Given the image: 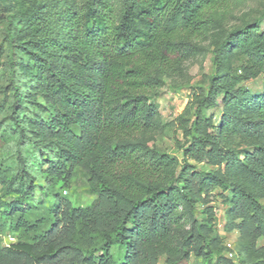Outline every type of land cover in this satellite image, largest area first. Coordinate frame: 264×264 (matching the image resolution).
Returning a JSON list of instances; mask_svg holds the SVG:
<instances>
[{
    "label": "trees",
    "instance_id": "obj_1",
    "mask_svg": "<svg viewBox=\"0 0 264 264\" xmlns=\"http://www.w3.org/2000/svg\"><path fill=\"white\" fill-rule=\"evenodd\" d=\"M118 1L3 7L5 41L19 58L9 60L6 87L16 172L0 169V185L17 195L0 204V234L14 241L0 243V264H244L241 252L264 240V94L241 87L264 78V12L214 47L207 89L193 91L175 119L178 159L148 143L153 100L231 2ZM232 48L245 54L235 72L223 62ZM219 102L214 126L206 112ZM226 129L253 140L252 149L239 157L226 148ZM82 178L96 198L76 206L66 193ZM216 190L242 246L238 263L215 229Z\"/></svg>",
    "mask_w": 264,
    "mask_h": 264
},
{
    "label": "rangeland",
    "instance_id": "obj_2",
    "mask_svg": "<svg viewBox=\"0 0 264 264\" xmlns=\"http://www.w3.org/2000/svg\"><path fill=\"white\" fill-rule=\"evenodd\" d=\"M79 4L84 0H72ZM117 7L118 0H110ZM7 0H0V169L5 170L7 175L16 172L15 161V145L14 138L8 136V108L10 106L11 93L6 89L12 78L10 65L17 64L18 55L8 47L5 41V32L7 28V13L3 7ZM231 7L228 12L218 13L214 16V21L209 26L203 38L195 42L194 49L183 60L180 71L176 75L165 78L164 86L159 91V96L153 101L158 105V114L155 117L156 128L148 137L150 146L155 147L161 152L181 158V152L178 145L182 143V133L177 129L175 119L182 114L186 108L190 95L193 91L200 89L206 90L209 85V79L214 73L215 67L212 58L214 47L221 41L226 33L240 29L247 24L252 23L258 16L264 12V0H230ZM4 10V11H3ZM244 50L240 48H232L224 58V65L227 70L235 72L244 64ZM240 73V71H238ZM15 79V77H14ZM18 79H15L17 82ZM249 91L252 96L260 98L264 94V78L259 76L257 79L243 83L241 85ZM221 100V98H220ZM223 111V103L219 102L216 109L206 112V118H209L214 126ZM221 142L226 148L231 149L234 154L242 157V151L252 149L255 142L246 139L230 130H225L221 134ZM198 170L209 169L205 164L197 166ZM42 184L38 180V184ZM34 202L41 201V194L34 190ZM65 195V193H62ZM221 191L216 190L210 196V205L215 217V229L223 240L225 247V255L228 256L230 245L234 254L241 252V244L239 243L238 233L232 229L234 224L231 219L226 216L227 206L220 197ZM16 194L13 192L6 193L0 185V204L11 203ZM66 196L74 202L76 206H86L95 200L96 196L85 186L84 179L78 180L66 193ZM264 204V201L261 202ZM9 233L0 234V243L4 246L10 241ZM258 251L241 252L244 264H258L259 255H264V240H260L257 245ZM237 259V257H236ZM234 262L238 263V260ZM189 264H199L192 259Z\"/></svg>",
    "mask_w": 264,
    "mask_h": 264
},
{
    "label": "built area",
    "instance_id": "obj_3",
    "mask_svg": "<svg viewBox=\"0 0 264 264\" xmlns=\"http://www.w3.org/2000/svg\"><path fill=\"white\" fill-rule=\"evenodd\" d=\"M12 239H10V241H11ZM5 246L6 247H8V244H5ZM227 247L229 248V252H228V258H230V259H235L236 258V254H234V253H232V252H230L231 251V248H230V245H227Z\"/></svg>",
    "mask_w": 264,
    "mask_h": 264
}]
</instances>
